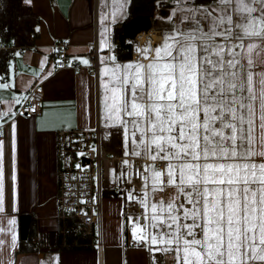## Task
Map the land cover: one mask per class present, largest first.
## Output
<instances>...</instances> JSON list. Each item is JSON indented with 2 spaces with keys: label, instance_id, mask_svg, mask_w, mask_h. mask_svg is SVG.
I'll return each mask as SVG.
<instances>
[{
  "label": "snow or ice",
  "instance_id": "obj_1",
  "mask_svg": "<svg viewBox=\"0 0 264 264\" xmlns=\"http://www.w3.org/2000/svg\"><path fill=\"white\" fill-rule=\"evenodd\" d=\"M180 3L188 13L181 23L192 27L166 36L147 65L105 69V119L118 122L126 140L131 129L147 158L168 162L163 172L145 169L152 192L164 191L157 185L165 175V186L176 190L150 204L145 194L141 203L157 231L145 234L137 225L133 235L174 251L176 264H264V0ZM3 187L0 142V212ZM180 196L190 207L177 203Z\"/></svg>",
  "mask_w": 264,
  "mask_h": 264
},
{
  "label": "crops",
  "instance_id": "obj_2",
  "mask_svg": "<svg viewBox=\"0 0 264 264\" xmlns=\"http://www.w3.org/2000/svg\"><path fill=\"white\" fill-rule=\"evenodd\" d=\"M170 2L173 1L169 0L168 4ZM183 2L186 7L202 6L195 4L194 0ZM31 4L40 17L35 46L26 50L16 49L7 74L0 76V84L8 85L0 88V113H7L0 119L4 169V211L0 212V227L5 229L4 233H0V240L5 241L3 250H0V261L4 264H8L9 259L12 264H154L152 251L144 242L136 240L131 232L132 220L126 215L129 195L123 190L131 169L128 166L126 169L123 162L117 166L120 171L114 170L106 179L100 192L95 191L101 210L95 227L98 244L95 241L93 246L85 249H60L57 246L60 214L57 205L59 166L56 133L63 128L100 126L102 140L110 154L133 155L135 150L146 157L143 150L132 143L131 129L126 140L124 128L118 122L114 124L105 119L103 84L111 76L110 72L105 73V69L137 63L147 65L153 59L145 63L134 61L131 57L119 60L114 56L111 27L115 21L112 15L116 11L115 6H125L126 0H32ZM209 5L214 6L215 3ZM166 12L174 27L168 31L160 30V41L155 47H148L146 55L151 50L155 55L154 50L176 28L192 27L188 21L181 23V17L188 13L182 11L180 0L169 6ZM94 39L100 45L99 76L92 75L84 67L79 70L55 67L51 51L56 42L66 41L70 56L86 65L83 61H88L87 52ZM35 84H41L45 89L40 116L19 114V107L25 104ZM17 100L20 102L16 103ZM150 162L155 161L150 159ZM162 162L163 165L168 163ZM156 167L161 171L163 169ZM146 168H149L148 164ZM111 191L119 194H103ZM24 215L29 217V226L35 231L33 240L40 242L36 250L28 252L19 251ZM9 220L15 223L10 225ZM13 234L16 237L14 248L11 247Z\"/></svg>",
  "mask_w": 264,
  "mask_h": 264
},
{
  "label": "built area",
  "instance_id": "obj_3",
  "mask_svg": "<svg viewBox=\"0 0 264 264\" xmlns=\"http://www.w3.org/2000/svg\"><path fill=\"white\" fill-rule=\"evenodd\" d=\"M161 31L152 28L148 31L136 33L132 42L131 59L134 61H145L147 63L154 58L153 50L147 55L148 47H155L160 41ZM100 45L96 39L91 41V47L87 52L88 63L82 65L79 60L72 58L69 53V44L59 40L51 51V59L57 68H71L79 70L82 67L94 76H99V65L101 63ZM147 56V58H145ZM45 89L41 84L33 85L27 95L26 102L18 109V113L25 115L40 116L44 106ZM34 109V110H33ZM3 130L0 127V133ZM2 134H0L1 136ZM56 156H58V211L60 219L75 218L79 224V230L83 233L93 234L94 241L98 244L95 227L101 215L100 203L95 196L96 189L100 192L102 185L109 178L110 173L117 169L120 161H127L131 169L130 184L136 192H143L147 183L145 177L146 166L151 163L148 158L121 156L110 154L102 140V129L100 126L90 128H72L59 130L56 133ZM154 164L164 169L162 160ZM130 171V170H129ZM129 182V181H128Z\"/></svg>",
  "mask_w": 264,
  "mask_h": 264
},
{
  "label": "trees",
  "instance_id": "obj_4",
  "mask_svg": "<svg viewBox=\"0 0 264 264\" xmlns=\"http://www.w3.org/2000/svg\"><path fill=\"white\" fill-rule=\"evenodd\" d=\"M32 1V0H31ZM169 0H129L127 5V18L124 21L114 22L112 24L113 34L111 41L113 42L114 56L119 60L129 59L132 51V42L130 37H126L125 24L129 19L139 15H147L151 17L152 27L161 31H168L173 28V21L167 15L166 9L174 4L177 0L168 4ZM195 4L209 5L215 0H194ZM31 3H25V0H0V76L7 74L8 67L16 49L21 50L32 49L35 40L39 36L37 24L40 17L33 11ZM169 17V18H168ZM125 163V162H123ZM126 169L127 163L123 164ZM149 166L157 167L154 163ZM159 170V169H157ZM161 171V170H160ZM147 183L144 186H152L151 172L147 171ZM125 183H128L127 179ZM133 189V188H132ZM148 191V190H147ZM131 192V191H130ZM145 192V191H144ZM105 195H118L119 192H103ZM128 224V220L125 219ZM60 231L58 233V244L60 249H85L90 248L95 243L93 234L83 233L79 230V224L75 218L59 219ZM126 230V228H125ZM34 229L30 228L27 236L21 239L19 251L28 252L36 250L40 242H35ZM126 233V232H125ZM127 234V233H126Z\"/></svg>",
  "mask_w": 264,
  "mask_h": 264
},
{
  "label": "rangeland",
  "instance_id": "obj_5",
  "mask_svg": "<svg viewBox=\"0 0 264 264\" xmlns=\"http://www.w3.org/2000/svg\"><path fill=\"white\" fill-rule=\"evenodd\" d=\"M127 5H128V0H126L125 6H121V7L115 6V9H116V11L114 13L115 15H112L114 21H116V22H118V20L124 21L123 20L124 17L127 16ZM205 27H207V25H205ZM118 155L131 156V157L135 156V155H131V154L130 155H122L121 153H119ZM135 157L147 158V157L140 156V155H137ZM148 160L150 161L149 158H148ZM122 162L123 161H120V163H122ZM120 163H119V165H120ZM147 164L149 165V163H147ZM147 164H144V166H147ZM164 165H165V168H164V170L162 169V172L166 170L167 163H165ZM118 169L120 171V168L117 167V170ZM122 170L125 172L124 168H122ZM113 171L111 173H113ZM130 173L127 177L129 182L127 184H125V186L123 187V190L128 192L127 193L128 195L131 194V196L133 197L132 199H129V196H128V199L126 200L127 201V203H126L127 214L126 215L129 216V218H131L132 221H130V222L133 225V227L131 228V232H134V229L137 225L144 228L145 234H147L149 232H155V231H157V229H153L150 227V225L152 223V220H151L152 214L150 212V209H146L144 207V205L141 203V201L145 199V194H147L146 199H147L149 204L156 201V200H159V199H163V200L167 201L170 197H172L176 194V190L174 187L165 186L166 181H167V177L165 175L163 177V179L165 181V185H159V184L157 185V187H164V191H157V192L153 193L152 192V186H150L149 188L146 187V190H144L145 192L144 191L141 193L136 192L135 189H132L133 186L130 184V180H131V174ZM103 186L104 185H102V188H103ZM182 202L185 203V206L190 207V205H187L186 202L184 201V197L180 196L179 199L177 200V203L179 204ZM188 223H191V221H188ZM160 228L163 229L164 231H167V228L164 226V224H160ZM196 231L199 232V229H197ZM136 240H140V241L144 242L145 245L148 247V249H150L152 251V255H151L152 256L151 257L152 263H154V264H176V260L174 258L175 257L174 251L167 252V253L160 251L158 249H160L162 247L161 245H151L150 242H146V241L141 240L139 238V234L136 236Z\"/></svg>",
  "mask_w": 264,
  "mask_h": 264
},
{
  "label": "water",
  "instance_id": "obj_6",
  "mask_svg": "<svg viewBox=\"0 0 264 264\" xmlns=\"http://www.w3.org/2000/svg\"><path fill=\"white\" fill-rule=\"evenodd\" d=\"M125 36L133 38L136 33L144 31H148L152 29V22H151V17L147 15H139L136 16L132 19H129L126 24H125ZM21 227H22V232L21 236L22 238H25L29 232L30 226H29V217H25L21 219Z\"/></svg>",
  "mask_w": 264,
  "mask_h": 264
}]
</instances>
